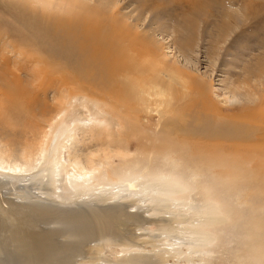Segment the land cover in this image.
I'll use <instances>...</instances> for the list:
<instances>
[{"label":"rangeland","instance_id":"rangeland-1","mask_svg":"<svg viewBox=\"0 0 264 264\" xmlns=\"http://www.w3.org/2000/svg\"><path fill=\"white\" fill-rule=\"evenodd\" d=\"M22 1L0 0L18 10L27 6L33 26L49 34L60 33L65 25L102 33L121 56L117 64L127 68L115 79L125 78L131 86L146 81L150 87L140 97L130 86H115L114 79L94 80L91 68H80L84 58H70L72 49L63 39L41 31L33 36L0 8V54L10 56L8 67L16 70L23 58L6 44L9 25L24 32L17 41L43 62L35 60L30 69L47 67L46 72L70 79L60 85L49 75L48 85L39 90V78L20 72L30 95L0 90V155L5 152L9 162L22 163V151L38 147L43 131L47 141L57 134L48 125L59 114V126L70 134L66 160L77 152L88 165L94 153L93 163L100 166L91 180L75 186V200L62 202L56 179L62 182L64 176L48 141L39 173L15 184L0 180L1 206L9 210L11 201L62 202L60 210H97L120 203L127 213L148 217L142 225L127 222L124 241L89 239L76 264H134L131 258L141 257L138 253L156 264H264V139L222 147L179 139L187 142L183 149L163 126L164 117H173L172 108L186 111L188 103L189 113L203 105L264 129V0H24L18 5ZM81 83L88 90L115 93L122 109L101 98L100 107L79 95ZM93 116L101 119L98 134L91 130ZM126 178L131 180L123 182Z\"/></svg>","mask_w":264,"mask_h":264},{"label":"bare ground","instance_id":"bare-ground-1","mask_svg":"<svg viewBox=\"0 0 264 264\" xmlns=\"http://www.w3.org/2000/svg\"><path fill=\"white\" fill-rule=\"evenodd\" d=\"M25 1L23 0L22 4L19 3L18 5H23ZM0 8L5 13L16 19L18 21L17 23L21 24L22 27L24 26L25 30L33 36H37L41 31L45 34V36L53 34L55 39H63L65 45L68 44L67 46L72 49L70 58L75 61L84 58V60L80 62V68H91L94 80L99 76L100 78L105 76L108 79H114L115 86H130L133 91L139 94L140 97L142 94L148 92L150 86L146 81H137L131 86L125 78L124 80L123 78L122 80H117L120 78L118 73L125 71L127 68L125 69L123 65L117 64V60H120L121 56L117 53L114 43L109 42L102 33H100V35H92V33L86 32L85 27L65 25L60 33L49 34L47 31H43L42 26L39 30L33 26L34 23H31L32 21L30 22V19L28 18L29 13L27 12V6L23 5V7L18 10L19 8L17 9L15 4L0 2ZM35 21L37 25L40 23L37 19ZM19 30V28H11L9 25L4 29V32L8 35L6 44L12 48L10 52H18L20 56H23V58L17 63L14 62L16 63V70H13L8 67L10 64V56L4 52L0 54V90L2 93L5 94L7 89L12 88L15 92L30 95L28 94L30 93L28 92V87L23 84L24 78L21 76L20 72H24L27 75L31 74L32 78H39V90H43L46 85H48L47 76L49 75H52L50 77L52 81H58L60 85H66L68 80L70 82V79L66 78L62 73L58 75V71V74L55 72L56 75L52 74L54 71L50 73L51 71L49 70V72L47 70L46 72L45 69H47V67H44L45 69H37V71L36 68L30 69V66L35 64V60H38L36 63H39L40 59L32 56L27 45L17 41L16 37H21L20 32H22V34L24 33ZM36 32L38 34H36ZM6 35L4 36L6 37ZM45 36L42 37L39 35L40 40H44ZM1 40L2 36L0 37V41ZM42 44H44V41ZM7 47L4 49L7 50ZM77 47H79V49ZM43 51H47V48H43ZM68 62L70 63V60H68ZM2 66H4V68ZM71 78L73 79L74 77ZM195 87L199 88L197 86ZM109 89L113 88H108L107 90ZM76 92L83 97L93 98L94 103L97 105L100 104L98 102L102 99L104 103L108 100V104L115 102L117 106L122 109L119 101L113 97L116 94L114 93L112 96L110 91V93H104L103 91L97 92L95 90H88V88L85 85L82 86L81 83L76 86ZM194 104H196V102H194ZM101 105L99 106L101 107ZM185 106L188 114L185 113L186 111L184 106L181 108L180 106L172 108L171 111L173 112V117H164L163 125L165 128H169L173 135H176L175 141L182 143L180 145L183 149L186 148L185 145H187V142H182L179 139L199 141L206 144L214 143L218 147H222L225 144L235 145L243 142L257 144L264 139V129H261L257 124L252 126L247 121L245 122L236 119L233 115L224 117V113L221 115L215 112L217 114H214V111L210 112L208 108L203 105L201 108L199 107L200 110L198 108L197 111L195 109V112L189 113V104L187 103ZM185 114L188 115V118L190 119L184 122V118L181 119V116H185ZM60 118L61 117H59L58 114L52 118L51 121H49L50 125L48 126L57 129V134L48 141L49 144L57 150L56 156L54 157L55 164L62 169L64 176L62 177V182L56 179V182L59 181L60 183V186L57 188L62 189V192L58 195V197H60L63 202L66 199L73 198L76 192L75 186L80 185L82 182L85 183V181L91 180L96 171L100 169V166L96 167L93 163V157L95 156L94 153V156L93 154L88 155V165L85 164L76 154L77 152L73 156L70 155L69 161L66 160V141L70 134L68 130H64L59 126V122L63 123V120ZM91 120L93 121L91 123V130L98 134L99 130L97 129V126L99 125L101 119L93 116L91 117ZM48 141L47 133L43 131V139L40 141L38 147L31 150L24 147L25 149L21 154V158L23 159L22 163L14 161V159L12 162H9L5 152L1 153L0 180H9L15 184L21 179L32 178L33 175L39 173L42 169V161L47 158L49 154ZM215 145L212 147H215ZM189 147L192 148V146ZM168 159L175 165H179V160L175 159L173 156L168 155ZM44 164L46 165L47 162ZM127 180L131 179L126 178L123 182L126 181L128 183ZM117 188L120 189L121 186ZM157 189L160 192H164L162 187ZM31 194L32 193L29 192V195H26L27 199H29L28 197ZM34 194L35 193H33V195ZM10 203L11 208L9 210H5L0 204V264H76L75 258L77 257L76 255H78L77 253L81 251L83 245L89 239L107 236V238H121V240H125L126 233L124 225L127 222L135 221L142 225V223L148 219V217L146 218L145 216H142L140 212L127 213L120 203L108 205L97 210L92 208V206L91 208L88 207L89 209H78L76 207H70L68 205L69 203L66 204L69 208L65 207L61 208V210L58 207L61 203L57 206L55 202L54 205H56L57 208L53 204L45 205L30 201H21V203H19V201H11ZM192 206L193 205H190L189 207L192 208ZM168 211H170V208ZM174 218L177 217L174 216L168 218L166 221H170ZM50 222L55 224L46 225ZM192 236L195 237L194 234H192ZM109 241L112 242V240ZM136 255L131 258L133 259L134 264H156V262H154L155 260L153 258L152 260L147 255L143 256V254L141 255L140 253H138V255L141 257H137Z\"/></svg>","mask_w":264,"mask_h":264}]
</instances>
